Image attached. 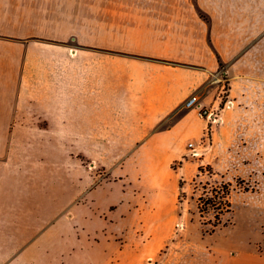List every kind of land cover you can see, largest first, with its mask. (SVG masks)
I'll return each instance as SVG.
<instances>
[{"label":"crops","instance_id":"obj_1","mask_svg":"<svg viewBox=\"0 0 264 264\" xmlns=\"http://www.w3.org/2000/svg\"><path fill=\"white\" fill-rule=\"evenodd\" d=\"M197 4L207 19L192 0H0V111L18 127L62 128L65 142H136L146 135L153 154L181 158L206 122L189 108L158 130L169 113L192 94L201 107L215 109L222 82L231 106L221 113L245 98L253 80L256 91L264 86V0ZM177 134L184 141L174 145ZM184 166L171 187L156 181L169 203ZM84 211L105 213L96 199H85L71 220ZM253 243L204 252L172 247L159 264H264V251ZM126 245L116 258L131 255L122 264H133L136 250ZM58 255L72 260V253Z\"/></svg>","mask_w":264,"mask_h":264},{"label":"rangeland","instance_id":"obj_2","mask_svg":"<svg viewBox=\"0 0 264 264\" xmlns=\"http://www.w3.org/2000/svg\"><path fill=\"white\" fill-rule=\"evenodd\" d=\"M254 83L222 113L229 85L221 83L215 110L225 121L208 136L203 131L194 158L187 145L179 159L153 154L146 135L136 142H65L62 128L31 121L18 127L9 112L0 111V264H122L132 261L128 254L116 258L123 243L136 250L133 264H159L172 247L204 252L254 242L264 251V86L256 91ZM187 110L169 113L157 129L170 127ZM183 137L177 134L173 144ZM183 164L169 203L167 189L156 181L169 187ZM85 199H96L105 213L78 212L71 220ZM26 248L30 252L20 255ZM59 252L72 253V260L62 262Z\"/></svg>","mask_w":264,"mask_h":264},{"label":"built area","instance_id":"obj_3","mask_svg":"<svg viewBox=\"0 0 264 264\" xmlns=\"http://www.w3.org/2000/svg\"><path fill=\"white\" fill-rule=\"evenodd\" d=\"M231 102L227 101L225 103V107H230ZM184 108H195L198 111V115L206 122V127H205V133L206 136H208L209 132L211 129H213V126L218 125L221 123V117L219 114L216 112L215 109H206L204 107L200 106L199 103V97L197 94H192L187 98V100L183 104ZM203 142L201 141L199 144L195 142H189L187 144V150H188V155L191 156L192 158L197 157L200 155V149L203 147Z\"/></svg>","mask_w":264,"mask_h":264},{"label":"trees","instance_id":"obj_4","mask_svg":"<svg viewBox=\"0 0 264 264\" xmlns=\"http://www.w3.org/2000/svg\"><path fill=\"white\" fill-rule=\"evenodd\" d=\"M219 65L222 67V63L219 62ZM179 188H181V183H179ZM225 195V198L229 195V188H225V190L222 192ZM215 204L212 205V209H215ZM231 211V203L228 201L226 202V212H230ZM220 224V222L217 223L213 226V228L217 227Z\"/></svg>","mask_w":264,"mask_h":264}]
</instances>
